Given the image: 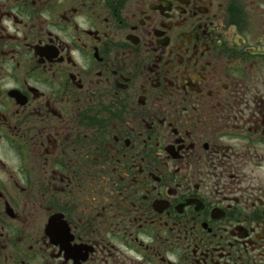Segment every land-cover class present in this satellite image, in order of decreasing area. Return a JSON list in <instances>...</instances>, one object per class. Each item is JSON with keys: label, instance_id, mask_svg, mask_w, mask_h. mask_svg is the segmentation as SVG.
<instances>
[{"label": "flooded vegetation", "instance_id": "obj_1", "mask_svg": "<svg viewBox=\"0 0 264 264\" xmlns=\"http://www.w3.org/2000/svg\"><path fill=\"white\" fill-rule=\"evenodd\" d=\"M0 264H264V0H0Z\"/></svg>", "mask_w": 264, "mask_h": 264}]
</instances>
